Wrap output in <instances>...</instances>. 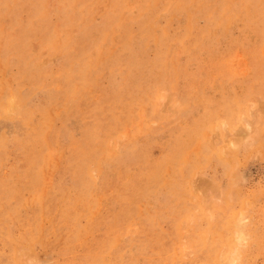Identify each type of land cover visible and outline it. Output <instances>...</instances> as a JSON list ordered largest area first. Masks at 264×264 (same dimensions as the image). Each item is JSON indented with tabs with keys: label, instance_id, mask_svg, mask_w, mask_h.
I'll use <instances>...</instances> for the list:
<instances>
[{
	"label": "rangeland",
	"instance_id": "obj_1",
	"mask_svg": "<svg viewBox=\"0 0 264 264\" xmlns=\"http://www.w3.org/2000/svg\"><path fill=\"white\" fill-rule=\"evenodd\" d=\"M241 208L264 264V0H0V264H218Z\"/></svg>",
	"mask_w": 264,
	"mask_h": 264
},
{
	"label": "clouds",
	"instance_id": "obj_2",
	"mask_svg": "<svg viewBox=\"0 0 264 264\" xmlns=\"http://www.w3.org/2000/svg\"><path fill=\"white\" fill-rule=\"evenodd\" d=\"M167 101V92L162 91L155 96L157 104H163ZM256 100L244 98L232 109L225 114L216 116L208 127V132L211 136L217 135L219 140L224 141L223 147L218 148V152L214 155L223 157L225 153L231 151L239 153L243 150H250L254 143L256 134L254 132L253 117L258 110ZM237 129H243L247 135L242 138H235L234 133ZM239 166L232 168L231 171V187L233 189L242 184L247 183V179L238 170ZM199 175V173L197 174ZM202 199L207 200L212 205H221L223 198L217 194L209 193L207 197L200 192L193 191ZM206 215L209 221H214L216 218L213 208L206 210ZM249 224V216L246 208H241L235 215L233 230L231 233L233 246L226 251H223L218 256V264H243V251L248 247L250 236L247 231ZM21 264H54V258L41 260L39 256L22 255Z\"/></svg>",
	"mask_w": 264,
	"mask_h": 264
},
{
	"label": "bare ground",
	"instance_id": "obj_3",
	"mask_svg": "<svg viewBox=\"0 0 264 264\" xmlns=\"http://www.w3.org/2000/svg\"><path fill=\"white\" fill-rule=\"evenodd\" d=\"M242 35H243V33H242ZM239 39V38H238ZM118 143V142H117Z\"/></svg>",
	"mask_w": 264,
	"mask_h": 264
}]
</instances>
